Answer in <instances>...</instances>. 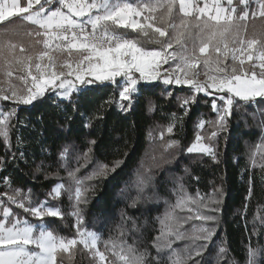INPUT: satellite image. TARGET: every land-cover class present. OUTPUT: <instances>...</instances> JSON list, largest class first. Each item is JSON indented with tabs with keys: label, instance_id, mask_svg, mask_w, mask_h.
I'll return each mask as SVG.
<instances>
[{
	"label": "snow or ice",
	"instance_id": "1",
	"mask_svg": "<svg viewBox=\"0 0 264 264\" xmlns=\"http://www.w3.org/2000/svg\"><path fill=\"white\" fill-rule=\"evenodd\" d=\"M52 3L53 0H26L22 6L21 0H0V68L8 78L14 75L15 68L17 78L24 82L22 92L14 87L11 90V97L19 104L43 102L50 91L61 101H70L73 93L82 91L80 86L99 88L114 84L121 77L117 103L122 111H127L138 92L137 85L159 79L158 70L163 64H169V75L163 77L165 84L191 86L192 95L180 100L185 115L196 94L221 93L218 99L223 103L218 106L214 99L211 104L217 113L212 137L224 130L234 104L237 107L246 104L253 113L254 105L264 104V0H238V3L234 0H56L58 6L51 8ZM257 19L262 22L261 27L257 30L253 25L249 36V22ZM24 25L34 26L24 32L35 41L28 48L10 39ZM36 45L41 47L37 50ZM201 76L205 79L201 80ZM148 110L154 109L150 106ZM14 114V111L0 113V137L6 143L10 142L9 122ZM260 115L264 117V111ZM179 119L175 117L156 139L163 141L165 132L172 134ZM260 126L264 128V118ZM197 127L203 130L205 121L201 120ZM203 140L197 133L187 153L208 155L215 160L214 147ZM95 143L89 141L87 152L76 157L75 168L68 166L69 147L59 152L60 167L67 173L69 187L60 182L48 194L55 200L62 192H69L74 203L71 215L76 218L75 237L56 234L43 223L34 225L21 220L8 205L24 209L39 220L45 216L62 218L59 208L47 206L46 202L32 205L30 196H22L19 189L11 194L0 193V264H58V257L59 264H64L65 260L74 258L77 250L87 252L93 264H146L148 253L123 239V232L104 240L99 233L82 226L80 205L87 203L89 191L85 181L106 177L123 163L114 161L111 166L97 163L88 176L78 177L82 166L79 161L87 160ZM178 144L177 140H169L162 147L168 151ZM257 157L264 169V139L251 146L249 159L253 167ZM151 179L147 173L137 171L135 179L126 184V188H134L137 193L130 206L134 207L140 200ZM174 192L177 199L159 219V234L153 243L158 252L171 250L170 264H186L207 248L215 233L216 216L201 215L191 207L203 199L198 193L193 198L182 185H177ZM248 195L251 196V183ZM177 210L189 213L185 222L202 223L181 231L183 225L176 216ZM103 211L107 214L106 208ZM176 240L190 243L183 249H175L172 243ZM218 251L224 253L225 248L221 246ZM260 252L258 247L249 246L246 264H264L259 259Z\"/></svg>",
	"mask_w": 264,
	"mask_h": 264
},
{
	"label": "trees",
	"instance_id": "2",
	"mask_svg": "<svg viewBox=\"0 0 264 264\" xmlns=\"http://www.w3.org/2000/svg\"><path fill=\"white\" fill-rule=\"evenodd\" d=\"M25 2L21 0L22 6ZM30 27L34 26L25 25L23 30ZM80 87L82 91L73 93L70 101H61L49 92L43 102L16 103L12 105L13 110L6 109L15 114L9 122L10 142L0 137V193L11 194L19 189L22 196H30L32 205L48 200L55 184L63 182L69 187L67 173L60 167L59 152L68 146V166L75 168L76 157L87 152L89 141L95 140L87 160L79 161L82 166L78 177L88 176L97 163L109 166L114 161L123 163L106 177L85 181L89 191L87 203L80 205L82 226L99 233L104 240L123 232V239L148 253L146 264H170L171 250L158 252L153 242L159 234V219L177 199L175 187L182 185L188 195L196 198L198 193L203 198L197 203L206 205L210 211L203 215L216 216L215 233L207 248L186 264H246L249 246L261 250L259 259L264 262V169L259 166V157L255 167L249 159L251 146L264 139V128L260 126L264 104L254 105L255 113L246 104L239 107L234 104L224 130L211 139L216 152L213 160L210 156L186 151L194 142L198 123L205 121L203 130L208 131L217 118L211 107L213 97L196 94L185 115L180 100L192 95L191 86L158 82L140 86V94L133 96L131 108L122 111L117 103L120 89L116 85ZM150 106L153 111L148 110ZM175 117L180 119L173 133L165 132L163 141L156 139ZM169 140H177L179 144L165 151L162 144ZM151 141L154 144L150 145ZM137 171L147 173L152 179L132 207L131 199L137 193L134 188H126V184L135 179ZM213 200L218 203H211ZM55 205L63 213L62 218L46 217L43 223L56 234L75 237L76 218L71 215L74 203L69 199V192H62ZM8 206L17 213V208ZM105 208L107 214L103 211ZM176 216L183 225L181 231L193 225L191 220L185 222L187 212L177 210ZM188 243L176 240L172 248L183 249ZM221 246L225 248L224 253L218 251ZM64 264L93 262L87 252L77 250L74 258L65 260Z\"/></svg>",
	"mask_w": 264,
	"mask_h": 264
},
{
	"label": "rangeland",
	"instance_id": "3",
	"mask_svg": "<svg viewBox=\"0 0 264 264\" xmlns=\"http://www.w3.org/2000/svg\"><path fill=\"white\" fill-rule=\"evenodd\" d=\"M236 1V0H234ZM43 2V0H42ZM56 6H58V4L56 3V0H53V3L50 5L51 8H55ZM38 7V6H37ZM253 7H255V5H253ZM10 19H16V18H10ZM259 19L255 20V21H250L249 22V29H248V35L251 36L252 32H253V25H255V28L258 30L260 29L261 27V24L262 22L259 21ZM25 26V25H24ZM23 26V27H24ZM23 27H21L19 29V34L17 35H12L10 37V39L13 41V42H16V43H22L24 44V46L26 48L30 47V45L34 44V38L33 37H29V36H26L24 35V32L26 30H23ZM41 46L40 45H36V49L38 50ZM171 63V62H170ZM169 64H163L160 68H159V75H160V78L155 80V81H152L150 83H145V82H140L138 85H137V88H138V92L137 94H135L134 96H138L140 94V86H149V85H152V84H155V83H158V82H163V77H165L166 75H169ZM14 71V75L11 77V78H8V77H5L4 76V73H3V69L0 68V88L3 89L2 92H0V113H8V111L6 110L7 108H11L13 110V107L12 105L13 104H16L18 103L16 101L15 98L11 97V90H12V87L16 88L18 91H23L24 89V82L23 81H20L18 78H17V73H16V69L14 68L13 69ZM26 74V73H24ZM136 75H139V74H136ZM122 79L121 77H117L116 78V83H114V85H116V87H118V89H120L119 85L120 83L122 82ZM201 80H204L205 77L201 76L200 77ZM164 83V82H163ZM165 84V83H164ZM11 85V87H10ZM168 85V84H166ZM173 86H190V85H176V84H171ZM212 91V90H210ZM51 92V91H50ZM53 94L54 97L58 98L56 96V93L55 92H51ZM203 94L204 96H208V97H213L217 103V105H221L223 103V101L219 100L218 97L219 95H221V93H215L213 92V95H205L204 93H201ZM3 96H8L9 99H4ZM3 101L9 103L10 105L9 106H5L6 104L3 103ZM128 101H124V103H127ZM215 112V111H214ZM216 116H217V113L215 112ZM217 119V118H216ZM216 119L212 122V124L210 125L211 126V130H201L197 127V133H199L200 135H202L204 137V140L203 142L205 144H209L211 145L212 142H211V139H213V137L211 136V133L215 130V121ZM196 133V135H197ZM168 134V133H167ZM218 134V133H217ZM159 136V135H158ZM196 138V137H195ZM195 141V139H194ZM151 144H154L153 141L150 142V145ZM212 146V145H211ZM208 156V155H207ZM4 198L7 200V197L4 196ZM61 198V197H60ZM59 198V199H60ZM19 199V198H18ZM59 199H52L51 197H49L48 200L46 201H43V202H46V205L47 206H52V207H57V205H55V202L58 201ZM5 201V203L7 204V201ZM15 209L17 208L18 211L16 213V216L18 218H20L21 220H27L29 223L33 224L32 221H37L34 225H39L40 223H43V219H45L46 217L48 216H45L43 217L42 220H39L38 218L30 215L28 212H25L24 209H21V208H18L16 207L15 205H12ZM26 206H28L27 202H26ZM191 207H193L196 211H199V213L201 215H203V212H210L209 209L207 210L204 206H201L200 203H197V205H191ZM60 210V209H59ZM61 211V210H60ZM183 212H187L186 210L183 211ZM188 213V212H187ZM194 214V213H193ZM189 215V213H188ZM55 218H60V217H55ZM192 221V224H196L197 226H199L202 222L201 221H197V220H191ZM44 224V223H43Z\"/></svg>",
	"mask_w": 264,
	"mask_h": 264
}]
</instances>
